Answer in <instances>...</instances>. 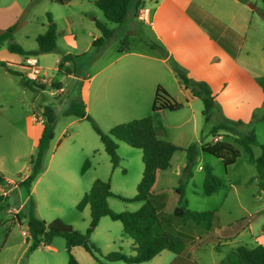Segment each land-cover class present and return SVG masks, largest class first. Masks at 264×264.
<instances>
[{
    "label": "rangeland",
    "instance_id": "obj_1",
    "mask_svg": "<svg viewBox=\"0 0 264 264\" xmlns=\"http://www.w3.org/2000/svg\"><path fill=\"white\" fill-rule=\"evenodd\" d=\"M135 1H130L126 18L120 23L106 21L102 12L92 3L93 0H75L63 5L55 3L54 0L52 3L44 1L42 4L45 10L41 13L44 22L47 15L52 16L57 30L67 32V28L59 17L69 15L68 27L71 34L58 38L52 52L16 55L17 59L31 57L38 66H41L39 75L46 80L44 83L40 82L43 88L32 91L17 85L16 92H8L0 83V174L18 186L17 188L4 186L2 190L6 194H0L2 196L0 199V264H67L68 252L65 249L64 238L60 235L50 239L55 251L41 244L32 251L27 250L30 238L26 221L30 214L45 221L59 218L73 229L81 233L85 232L90 220L86 192L93 179L109 181L112 195L106 198V203L111 210L134 211L140 207V202L129 200L134 196L136 183L141 176L140 150L117 142L115 152L118 164L112 167L90 122L66 114L67 102L62 97V101L56 99L51 87L65 80L70 81L71 85L76 82L65 78V71L79 76L80 80L88 79L91 73L102 68L110 58L118 55L119 47L141 53L152 50L153 53L160 52L159 49H152L147 45V42L157 44L149 26L137 21L132 15L136 6ZM137 1L146 8H151V5L159 2V0ZM263 2L264 0H182L181 4L202 8L204 11L202 13L206 15L207 20L215 21L210 15L217 18L218 14L220 16V21L217 23L218 29L213 28V30L225 32L224 35L227 34L234 40V56L244 65L246 74H250L251 79L254 76H260L264 83V18L259 13V10L264 7ZM32 8H35L34 4ZM138 12L136 11V15ZM230 15H233V18L229 21L227 18ZM93 17L112 32V36L102 47L90 46L92 37L100 35L92 20ZM23 29L15 35L17 41L21 42L15 43L23 51H32L25 50V48L33 50L36 48L31 39H23L19 36ZM58 49L61 53L67 51L65 55L68 56L69 64L68 66L57 65L60 69H53L52 67L55 66L53 58L57 56ZM124 60L122 59L121 62ZM168 62L171 68L173 65L180 67L173 57ZM118 65L119 59L98 72L89 87L88 115L102 132H106L115 124L136 119L127 114L123 117L121 114L118 115L119 117L108 118L105 116L107 111L103 113L95 108L97 98L94 96L97 90H100L98 83L107 75H110L108 79L114 81L111 82L110 88L106 86L104 89L109 105L116 106L119 103V97L117 99L116 97L117 94L119 95L120 81V85L125 89L130 86V90L136 93L143 94L146 91L147 94L148 91L149 97L151 96L150 100L146 99L145 114H139V111L134 110L132 115L144 117L152 114L150 107L156 86L144 78L152 73H127L121 76L120 80L117 74L115 80L111 71ZM44 66L49 68H42ZM151 70H154V67ZM11 78L19 82L17 76ZM174 78L176 77L172 68V73L167 75L166 72L164 78L160 80L172 99L182 103L178 109L162 110L165 118L163 139L181 148L189 144L195 145V160L190 166L191 175L185 183L184 202L181 201V205L192 212H206V214L198 223L187 221L188 225H182L180 219L171 214L177 203V196L169 186L164 187L165 197L159 211L160 216L165 220L163 225L154 226V232L168 233L176 238L175 251H160L148 261L131 264H218L229 249L240 245L254 246L250 233L257 234V230L264 223V186L262 189L258 188L255 167L247 160V154L241 147L236 146L239 155L228 166H223L218 158L199 149L201 143L212 140L214 135L211 133V127L224 115L215 102L216 106L212 109L208 121L204 122L201 101L198 98L195 99L191 108L188 109V106L183 104L185 102L182 91H178ZM241 78L245 89L244 95L230 103V111L227 109L230 113L226 112L225 117L242 121L241 131L252 130L256 143L264 144V120L259 119L264 116V96L257 84H251L245 75L241 74ZM133 80H135L134 84ZM113 88L118 90L114 91ZM72 92L77 95L76 89H72ZM104 92L101 91V94H105ZM132 93L134 92H124L123 98L127 101ZM141 101L145 102L142 99ZM130 104L132 103L127 101L125 108L121 111L128 110ZM46 108L51 110L54 118L52 137L43 154L41 166L43 169L44 163L48 162V170L40 176L38 181L33 180L29 187H25L19 184V181L29 173L28 159L36 149L37 137L43 126L40 119L42 111ZM160 121L163 120L160 119ZM247 121L249 122L244 123ZM216 133L221 134L224 141L231 142V136L224 134L226 132L218 130ZM252 151L255 156L259 154L257 146H253ZM184 157L185 152L177 150L172 154L169 163L173 167L186 159ZM205 164L210 165L211 173L221 180V186L210 195L202 193L204 171L201 167ZM199 165L201 166L198 167ZM168 170L166 169L165 173ZM40 173L41 171L38 175ZM182 173L181 169L178 176L160 177L158 185H162L160 181H164L175 183L177 186L179 180L184 179ZM20 202L22 204L18 207ZM153 203L155 204L154 200ZM16 208H18L19 221L12 212ZM21 231L25 235L20 234ZM87 242L93 246V254L88 253L81 246H73L69 250L78 264H124L122 261L105 262L102 255L110 251H119L126 255L133 254L130 249L131 239L122 232L120 222L110 220L106 216L98 219L97 224L87 236Z\"/></svg>",
    "mask_w": 264,
    "mask_h": 264
},
{
    "label": "trees",
    "instance_id": "obj_2",
    "mask_svg": "<svg viewBox=\"0 0 264 264\" xmlns=\"http://www.w3.org/2000/svg\"><path fill=\"white\" fill-rule=\"evenodd\" d=\"M54 1L56 3H61L60 0ZM130 1L131 0H93V4L102 12L103 18L106 21L120 23L126 18ZM139 4L140 1L136 0L134 11ZM259 13L264 18V7L259 10ZM94 23L100 35L92 39L91 46L102 47V45H104L112 36V32L103 23L97 20H95ZM12 32V28L0 30V45L6 41V48L9 52L22 55L52 52L55 49V41L58 37L55 23L49 15L46 17L45 30L35 37L36 48L32 51H23L15 42H13L11 40ZM147 45L152 49H159V51L162 52V48L159 44L147 42ZM124 50H126L124 47H119L117 52ZM67 57L68 56L65 55L63 58L67 60ZM0 65L5 66V62L0 61ZM172 68L177 81H179L185 89H188L191 96L196 97L201 101V113L204 117V122H207L212 109L216 106L215 94L212 93V90L205 81L192 79L186 74L183 68L176 65H173ZM7 71L18 76L19 83L32 91L43 88V84L38 81L27 79L24 73L9 68H7ZM262 80V77H257V82L260 84L264 93V83ZM51 87L59 89L60 84H53ZM76 88L77 95L74 99H71L68 102L65 108V113L76 119H85L90 122L91 127L98 136L112 167H115L118 164V157L115 152L117 142L125 143L130 147L140 150L142 163L141 176L136 183L135 194L129 200L138 201L141 205L134 211L111 210L106 203V198L112 195V192L109 189V181L96 178L91 182L86 192L90 220L89 227L85 232L81 233L73 229L70 225L64 223L59 218L45 221L30 214L26 221L28 226L27 232L30 238L27 250L32 251L39 244L48 245L53 236L60 235L64 238L65 249L68 252L67 264H78L70 254V248L73 246H81L85 251L93 254V246L87 242V236L97 224L98 219L106 216L110 220L120 222L122 232L131 239L130 249L133 251V254L126 255L119 251H110L102 255L103 261H122L124 264L140 263L150 260L164 249L175 251L176 238H173L168 233L154 232V226L159 224L160 219L157 207L152 201L151 187L155 181L156 172L167 169L172 154L177 150H183L186 158L185 164L182 167V175L184 179L179 180L178 185L173 188L177 195V203L171 214L180 219L182 223H185L186 221L198 223L200 218H202L206 212H192L184 205H181V201H183L184 186L191 175L190 166L195 160L196 147L194 144H189L185 148H181L161 138L160 136L162 134L153 124L152 114L157 110L178 109L182 106V103L173 100L162 86L157 85L154 89L150 107L152 114L115 124L106 132H102L86 113L85 104L80 98L79 87L77 84ZM42 116L43 126L37 138L36 149L28 159L29 173L19 181V184L25 187H29L37 174L41 171L43 154L52 137L54 118L51 110L47 108L44 109ZM259 119L264 120V116H261ZM248 122L249 121L244 123ZM242 124L243 122L240 120H234L222 116L221 120L211 127V133L215 136L218 135L216 133L218 130H222L226 132L224 134L231 136V142L224 141L222 135H220V139L201 143L199 149L218 158L223 166H228L231 165L239 155L236 146L241 147L247 154V160L254 165L257 186L259 189H262L264 186V144L256 143L252 130L245 132L241 131L240 126ZM253 146L259 148V154L256 156L252 151ZM201 169L204 171L202 193L204 195L215 193L221 186V180L211 173L212 168L210 165L205 164ZM0 185L8 188L11 186L1 174ZM1 197L2 196L0 195V199ZM121 199L127 200L125 198ZM166 220H168V218H166ZM261 231L264 234V223L261 226ZM218 264H264V245L256 243L252 247L240 245L231 248L224 253Z\"/></svg>",
    "mask_w": 264,
    "mask_h": 264
},
{
    "label": "crops",
    "instance_id": "obj_3",
    "mask_svg": "<svg viewBox=\"0 0 264 264\" xmlns=\"http://www.w3.org/2000/svg\"><path fill=\"white\" fill-rule=\"evenodd\" d=\"M44 1H48L49 3H52L53 0H0V30H3L5 28H12L13 32L11 34V40L13 39V42L19 44L18 42L21 41H17L15 35L20 31V29L24 28L23 32H20L19 36L23 39H31L32 43L35 44V37L38 34L42 33L46 27V22H44V19L41 16V13L44 12L45 10L44 4H42L44 3ZM60 1L61 3L58 4L63 5L74 2L75 0H60ZM181 2L182 0H159V2H157L156 4L151 5L152 6L151 8H146L140 4L132 14L137 21H140L141 23L147 24L149 26V30L153 35V38L156 40L157 44L161 46L162 52L155 51L153 53L152 52L153 50L147 53H141V52H135L129 50L117 52L118 53L117 56L110 58V60L106 62L102 68H99L98 70L91 73L87 77L88 79H83V80H80L79 76L71 75L69 72L65 71V78H69L72 81H76V82L71 85L70 81L65 80L63 81V83H60L59 89L52 88L54 95H56L55 98L59 99V101L60 99L62 101L63 98V100L68 104V102L71 99H74L76 97V95L73 94L74 91L72 92V89L77 90L76 88V83H77V85H79L78 87H79L80 98L84 102L85 110L88 114V110H89L88 100L90 98L89 87L91 81L96 77L95 75L98 72L102 71V69L106 68L108 65L112 64L117 59H119V65L111 71V75L115 80L117 74H119V80H120V77L124 76L127 73L130 74L140 73V72L152 73L148 76H145L144 77L145 80L147 79L149 82H151V84H153V86H157V85L162 86L163 89L166 91V87H164V85L161 83L160 80L164 78V74H166V72L167 75H170V73H172L171 65L168 62V60L171 59L172 57L176 60L179 66L183 68V70H185L186 74L189 77L195 80H203L209 85L210 89L212 90V93L215 94V102L217 103V106L220 108L224 116H226V112L230 113L227 111V109L229 110L230 103L238 100L244 95L245 89L242 84L241 74L248 77V81L251 84L252 83L257 84L262 91L260 84L257 82V77L260 76H254L252 79L249 78L250 74H246L247 70L244 68V65L242 63H239L235 58L233 53L234 40H232V38L229 37L227 34L224 35L225 32H221V31L217 32L213 30V28L218 29L217 23H219L220 21V16L217 14L216 15L217 18H216L215 16L210 15L215 21L207 20L206 15L203 14L204 11L202 10V8L198 6L194 8L193 6L190 5H183L181 4ZM33 4L35 5V8H32ZM136 11H145L144 12L145 20L138 19L136 15ZM38 12H40L39 15ZM232 18L233 15H230L229 18L227 19L230 21L232 20ZM59 19L64 23L65 28H67V32L66 31L63 32L61 30L58 31L57 26L55 24L56 32L58 34L57 39L61 37H65L66 35L69 36L71 34L70 27H68L69 25L68 21L70 20L69 15H61ZM94 19L95 17H93L92 20ZM25 30H27V32H25ZM94 38L95 37L93 36L92 39ZM55 46H56V41H55ZM90 46H91V42H90ZM25 50H33V49L25 48ZM56 52H58L56 54L57 56L53 58L55 66H53L52 68L60 69L58 66H60L61 64L64 66H68L69 64L68 59L65 60L63 58L64 55L67 54V51H63L61 53V51H59L58 49V51ZM59 53H61L59 55L60 57L58 56ZM17 54L18 53L9 52L7 50L6 42L1 43L0 61L5 62V66L0 65V83L4 87H6L8 92H16L17 85H21V84L17 81H14L13 78H11L16 75L9 73L7 71V68L24 73V69L22 66L24 63V57L17 59L16 58ZM122 59L125 60L121 62ZM39 67L41 70V66ZM152 67H154V70H151ZM42 68L48 69L49 67L44 66ZM109 76L110 75H107L104 80H101L98 83V87L100 88V90L99 91L97 90V92L95 93L96 96H94V98L95 97L97 98V103L95 108L99 112L105 113L107 111L108 113H106L107 115L105 116L108 118H112L114 116H118L121 114H122L121 117H123V115L126 114L131 116V118L142 117V115L141 116L132 115V112H134V110H137V112L139 111V114L140 113L145 114L144 112L147 111L146 99L150 100L151 98V96L149 97L148 95V91L147 94L146 91L143 94L136 93L135 91L130 90V86H128L127 89L123 88L120 85V81H119V95L117 94L116 97V99L119 97V103L116 106L113 105L111 106L107 102L106 93L104 92L105 87L109 86L110 88L111 82H114L112 79H108ZM220 77H223V79H220ZM224 80L226 81L224 82ZM173 81L176 84L178 91H182L184 98L183 101L185 102L183 104L188 106V109H190L191 104L197 98L191 96L188 89H185L182 84L178 83L177 79ZM134 82L135 80H133L132 83L134 84ZM22 87L28 89L26 86H22ZM131 89H133V85H131ZM112 90L117 91L118 88H113ZM101 91L104 92L105 94H101ZM126 91L134 92L129 96L127 100L130 101L132 104H130V108L128 110L122 112L121 110L125 108V105L127 104V101L125 100V98H123L124 92ZM262 94H263L262 96H264L263 91ZM141 99L145 100V102L144 101L142 102ZM152 115L154 119L153 124L160 131V133L162 134L161 136L163 138L164 137L163 127L165 124L164 114L162 110H157ZM227 116H231V115H227ZM160 119L163 121H160ZM40 120H39L40 122H43V116ZM220 135L221 134H219L218 136ZM184 164H185V159L181 160L179 164L176 163V165L173 167L169 163V167L167 168L169 170L166 171V173H165L166 170L165 169L162 171H157L155 174V181L153 183V186L151 187V197L153 198L152 201L154 200L155 202V206L157 207V212L159 214L160 221L158 225H163L165 220L164 217L160 216V211H159V209L163 206V199L165 197V191H163V188L164 187L167 188L169 186L171 189H173L175 187V183H169V182L166 183L164 181L163 182L160 181L162 185L159 186L158 185L159 180L166 176L169 178L171 175H175V176L180 175V171L184 166ZM200 166L201 165H199L198 167ZM79 167L81 170L82 167L81 163L79 164ZM28 170H29V166H28ZM47 170H48V162H45L43 165V169H41V173L39 175L37 174V176L34 179V182L38 181L40 179V176ZM162 173L163 176H161ZM25 176L26 175H24L22 179ZM4 179L11 184L10 188L18 187L10 179L7 178ZM165 184H169V185H165ZM32 188L33 185L31 189ZM0 194L1 195L6 194L5 191L2 190L1 185H0ZM21 204L22 202L19 203L18 207H20ZM17 209L18 208L11 211L15 213V218L17 221H19L17 218ZM180 223L182 222L180 221ZM186 223L187 221L185 223H182V225H188ZM257 231H258L257 234L252 235L250 233V236L252 237L255 244L258 243L264 245V234L262 233L261 228L258 229ZM20 234L25 235V233L22 231L20 232ZM45 246L53 251L56 250L51 243ZM164 250H168V249H164Z\"/></svg>",
    "mask_w": 264,
    "mask_h": 264
},
{
    "label": "built area",
    "instance_id": "obj_4",
    "mask_svg": "<svg viewBox=\"0 0 264 264\" xmlns=\"http://www.w3.org/2000/svg\"><path fill=\"white\" fill-rule=\"evenodd\" d=\"M145 11H139L137 14L138 19L145 20L144 18ZM24 75L27 79L38 81L44 83L46 80L40 77V67L36 64V61L28 56L24 57L23 63ZM220 139V136L215 135L212 138V141Z\"/></svg>",
    "mask_w": 264,
    "mask_h": 264
},
{
    "label": "water",
    "instance_id": "obj_5",
    "mask_svg": "<svg viewBox=\"0 0 264 264\" xmlns=\"http://www.w3.org/2000/svg\"><path fill=\"white\" fill-rule=\"evenodd\" d=\"M242 1H244V0H242ZM26 228H28V226L26 225Z\"/></svg>",
    "mask_w": 264,
    "mask_h": 264
}]
</instances>
